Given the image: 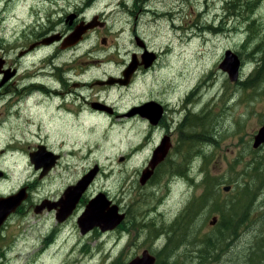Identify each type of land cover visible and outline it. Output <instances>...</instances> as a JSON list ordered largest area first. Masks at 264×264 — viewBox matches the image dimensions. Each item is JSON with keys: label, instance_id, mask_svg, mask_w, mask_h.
Returning a JSON list of instances; mask_svg holds the SVG:
<instances>
[{"label": "rangeland", "instance_id": "obj_1", "mask_svg": "<svg viewBox=\"0 0 264 264\" xmlns=\"http://www.w3.org/2000/svg\"><path fill=\"white\" fill-rule=\"evenodd\" d=\"M229 1L0 0V57L12 65L21 52L37 45L21 60L18 79L29 69L36 86L22 102L20 114L15 106L7 108L11 101H0V168L9 177L0 184V192L19 190L29 178L34 181L35 202L41 197L63 198L69 187L97 168L88 198L106 193L131 215L130 222L128 219L113 233L95 230L82 235L77 217L59 223L56 213L36 214V206L29 204L6 230L3 264H128L145 251L162 253L173 237L168 226L171 229L190 203L206 193L203 180L207 174L210 186L213 179L218 184L214 185V200L190 214L199 240L216 237V252L206 264H264V186L250 167L264 161V144L254 148L264 124V94L238 88L240 77L246 80L254 66L247 61V52L260 42L251 38L243 51L248 39L246 20L254 19L252 31L264 37V0L241 10L240 17L228 12ZM73 15L96 23L85 39L72 46L78 50L68 47L64 52L62 45L48 48L59 41L41 44L67 30ZM50 32L55 33L48 35ZM134 32L150 53L159 56L156 66L140 72L130 89L114 87L105 94L104 88H91L92 82L116 78L133 53L144 54ZM229 50L242 62L235 83L220 68ZM50 65L63 67L66 79L83 81L88 87L58 94L64 89L55 79L59 81L63 71L54 75ZM103 98L118 116L91 107L92 101ZM150 101L168 106L160 129H151L146 118L124 116L129 109ZM207 109L213 112L207 131L185 124L187 116ZM165 135L171 137L172 147L159 173L142 185L141 174ZM43 141L60 158L40 178V170L35 173L24 156ZM183 170L189 178L174 175ZM245 185L256 193L253 198H243ZM90 200L82 202L79 218ZM227 200L247 205L233 217L236 222L230 231L225 229L227 217L211 207ZM247 207L248 217L238 225ZM27 210H31L28 215ZM198 249L182 244L166 263L205 264L198 259ZM187 256L190 259L185 261ZM163 260L158 259V264Z\"/></svg>", "mask_w": 264, "mask_h": 264}, {"label": "water", "instance_id": "obj_2", "mask_svg": "<svg viewBox=\"0 0 264 264\" xmlns=\"http://www.w3.org/2000/svg\"><path fill=\"white\" fill-rule=\"evenodd\" d=\"M95 27L96 23L92 22L87 25L83 24L81 25V27L79 26L70 36L65 39L63 49L77 45L83 39V35L86 34L89 30L94 29ZM61 40L62 37L60 35H54L45 38L41 42V44L48 46ZM137 41L141 42L139 38L137 39ZM36 46L37 45H32L28 51H32ZM156 59L157 58L155 53H150L148 50H146V52L142 54L141 64L145 65V68L148 69L154 64V61H156ZM222 63L223 64H221L220 68L228 75V78L232 82H237L242 65L239 56L229 50L226 52V57L224 58ZM4 64L5 60L0 57V73L4 74L3 82H6L15 76V72L10 73L9 70L2 71ZM138 64L139 63L136 60V54H134L132 62L124 72L123 78H111L108 81H97L95 83V86H112L115 84L128 86L131 82L134 72L137 70ZM136 115H140L141 117L148 119L151 124L157 125L162 116V106L156 101L147 102L140 107H134L129 116ZM262 144H264V124L257 132V136L254 140V148L258 149ZM169 147L170 145L168 139H164L154 150L149 167L141 174L140 183L142 185H145L148 182V179L153 176L156 167L164 161ZM59 158V156L50 152L46 155L43 154L42 156L37 154L36 158L32 155V162L36 166L37 170L42 169L43 176L48 174L56 166ZM97 172L98 169L96 168L93 172L86 174L76 185L69 187V189L65 192L63 198H61L59 202L47 201L41 203L36 207L35 213L40 214L44 211L51 212L56 210V218L58 222L64 223L70 216L73 215L74 211L77 209L81 198L94 182ZM228 190L229 187H225L224 191L228 192ZM22 192L23 191L14 196L4 199V217H7L8 214L14 212L24 200L25 196H27L23 194L24 192ZM124 219L125 214L119 213V206L112 204V202L107 199L104 193H99L90 200V202L86 206L84 215L78 219L77 224L81 230L82 235H86L92 232L95 228H99L102 232L114 230L123 222ZM214 221H216V218H214ZM155 263L156 258L148 251H145L144 255L141 258H137L129 264Z\"/></svg>", "mask_w": 264, "mask_h": 264}, {"label": "flooded vegetation", "instance_id": "obj_3", "mask_svg": "<svg viewBox=\"0 0 264 264\" xmlns=\"http://www.w3.org/2000/svg\"><path fill=\"white\" fill-rule=\"evenodd\" d=\"M72 21H69V28L67 29V30H65L64 32H62V30H61V32H57L58 34L60 33V35L62 36V40L61 41H59V42H57L56 44H53V45H51V46H48V48H50L51 50H55L57 47H58V45H62V48H61V50L62 51H64L65 52V50L67 49V48H65V49H63V44H64V42H65V39L68 37V36H70L79 26L81 27V25H83V24H89V23H91V21H85V19L84 18H82L81 16H80V18H79V16L78 15H73L72 17ZM68 21H65V22H63V23H67ZM102 24H104L103 22H101ZM93 30V29H92ZM88 32H90V31H88ZM87 32V33H88ZM55 32H50L48 35H51V34H54ZM86 33V34H87ZM135 33V40H136V43H137V45L143 50V52H146V50H148V48H147V46L145 45V43L140 39V41L141 42H138L137 41V39H138V37H137V34H136V32H134ZM86 34H84L83 35V39H85L86 38ZM47 35V36H48ZM82 39V40H83ZM38 49V48H37ZM69 49H73L72 51H74V50H78L79 49V47L77 46V47H71V48H69ZM34 50V49H33ZM32 50V51H33ZM36 50V49H35ZM34 50V51H35ZM68 50V49H67ZM32 51H23V52H21L20 53V55H19V58H18V61L16 62V63H14V64H12V65H8V63H7V60L5 59V58H3L4 60H5V64H4V66H3V68H2V71H6V70H9V72L10 73H12V72H15V76L12 78V79H10L9 81H6V82H3V79H4V74H1L0 73V80H2L1 81V83H0V101L1 102H9V101H11L8 105H7V108L8 109H12L14 106V108L15 109H18L19 111H17V113H19L20 114V112H21V104H22V102L23 101H26V100H28L29 98H30V96H31V94H32V89L36 86L35 85V76L34 77H31L30 75H29V73H28V71H29V69L28 70H26L25 71V73L23 74V79H18L20 76H21V66H22V63H21V60H23V59H26L31 53L30 52H32ZM22 54V55H21ZM134 54V53H133ZM132 54V58L130 59V60H128L127 62L125 61V65L122 67V70H121V73H119V75H116V76H114V77H116V79H119V78H123L124 77V72L126 71V69H127V67L130 65V63L132 62V60H133V55ZM139 55V57H138V55ZM136 54V60H137V62L139 63L138 64V67H137V70L134 72V74H133V76H132V79H131V82H130V84L128 85V86H125V87H121V86H119V85H117V84H115V86H108V85H103V86H97V87H100V88H104L105 90V94H109L110 93V91L114 88V87H119V88H121V89H130L132 86H133V84H134V80L136 79V77H137V75L140 73V72H142V71H144V72H147V71H150V70H152L155 66H156V64L158 63V59L159 58H157V60H156V62H155V64L154 65H152L151 66V68H145V65H143V64H141V62H142V54H141V52L140 53H137ZM156 56H157V54H156ZM157 57H159V56H157ZM2 58V57H1ZM50 67H52L53 69H51V72H52V74H56L57 72H60V71H63V73H62V75L60 74V78H59V81L58 80H56L55 79V82H60L61 83V85H62V87H63V89H64V91H62V89H60V91H61V93H58V94H60V95H62V96H64V94L66 95V94H72V93H74V92H76V91H78V90H82V89H84V88H86V87H88V85H87V83H84L83 81H77V80H73V79H66L65 77H64V71L65 70H63V67H61V66H56V65H50ZM59 68H61V69H59ZM53 75V76H54ZM32 79V80H31ZM97 81H99V80H97ZM97 81H95V83L97 82ZM106 81V80H105ZM95 83L94 82H92L91 83V85H90V87L91 88H94V86H95ZM60 86V85H59ZM114 91V90H113ZM8 95H10V96H8ZM1 96H6L4 99L1 97ZM78 97V96H77ZM107 102H106V99L105 98H103V99H99V100H97V101H92L91 103H90V105H91V107L94 109V110H98V111H102V112H107L108 114H110V115H115V116H118V112L117 111H113V109L112 108H109L108 106H107V104H106ZM161 106H162V116H161V118H160V120H159V124H157V125H153V124H151L150 123V121H149V127L151 128V129H160L161 127H162V124H161V122L162 121H164L165 119H166V117L168 116V106L167 105H165L164 103H159ZM136 107H140V106H136ZM132 109L133 108H131V109H129L125 114H124V116L125 117H128V118H137V117H141L140 115H136V116H129L130 115V113H131V111H132ZM16 113V114H17ZM77 116H78V114H77ZM141 118H143V117H141ZM77 119V118H76ZM187 119V117L185 118V120ZM184 120V121H185ZM151 124V125H150ZM169 125L167 124V125H165L164 127H168ZM164 139H168V141H169V145L172 147V139H171V137L169 136V135H165L163 138H162V140H164ZM162 142V141H161ZM160 142V143H161ZM12 145H13V143H10L9 145H8V148L9 149H11L12 148ZM13 150V149H12ZM13 151H18V150H13ZM49 151H51L50 150V148L48 147V145L47 144H45L44 143V141L42 142V143H38V145H37V149L35 148V149H33V150H29L26 154H25V156H24V159H25V162H28L29 164H30V167H32L33 168V170L35 169V173L38 171L37 169H36V166L34 165V163L32 162V155H33V157L35 156V158H36V155L37 154H39V155H43V154H48V153H50ZM52 153V152H51ZM2 155H3V153H1ZM58 163V162H57ZM164 164V161L162 162V163H160L157 167H156V169H155V171H154V174H153V176L156 174V172H157V170H158V168L161 166V165H163ZM40 178H42V177H44L45 175H43L42 176V173H43V171H42V169L40 170ZM152 176V177H153ZM9 177L7 176V174L5 173V171L3 170V169H1L0 168V184L1 183H3L5 180H7ZM29 178L27 179V183H25V185H23V187H21L19 190H12L11 192H9L8 194H4V193H1L0 192V263L1 264H3L4 263V261H5V258H6V251H5V248H4V243H5V239H6V234H7V232H6V230H7V228H8V226H9V224H10V222L16 217V216H18V215H20L22 212H23V210L24 209H26L27 208V206L29 205V204H33V208L36 206H38L39 204H41V203H43V202H47V201H51V202H59L60 201V199H61V196H58L57 198H46V197H41V198H39L36 202L33 200V194H32V188H33V186H34V181H30L29 182ZM96 181V180H95ZM94 181V182H95ZM94 182L92 183V185L90 186V189H91V187L93 186V184H94ZM20 187V186H19ZM89 189V190H90ZM88 190V191H89ZM21 191H23L22 193L23 194H25V195H27V196H25V198H24V200L21 202V204L18 206V208L14 211V212H12V213H10V214H8V216L7 217H4L5 216V214H4V206H3V201H4V199H6V198H9V197H11V196H14V195H16V194H18V193H20ZM88 191L83 195V197L81 198V201L79 202V204H78V206H77V209L74 211V213H73V215L72 216H70L66 221H68L70 218H74V217H77V219H79V216L81 215V212H82V202L83 201H85V200H87L88 199V201L91 199V198H93V196H91L90 198H88V196H87V194H88ZM99 193H102V192H99ZM98 194V193H97ZM105 195H106V197H107V199L108 200H110L111 202H112V204H115V205H117V206H119V213H122V214H125V219L123 220V222L118 226V227H116L114 230L115 231H117V230H119L120 229V227L122 226L123 227V224H125V222L129 219V222H130V219H131V215H130V213L126 210V211H123L121 208H120V204L119 203H116L114 200H112L110 197H109V195H107L106 193H104ZM32 206V205H31ZM83 206H84V204H83ZM36 207H35V209H36ZM27 213V215L31 212V210H27L26 211ZM47 212V211H46ZM52 212H54V213H56L57 211L56 210H54V211H51V212H48V213H52ZM24 213V212H23ZM55 218H56V214H55ZM57 219V218H56ZM58 221V220H57ZM65 221V222H66ZM79 227V226H78ZM80 229V228H79ZM95 230H99L101 233H107V232H115L114 230H111V231H107V232H102L99 228H95L93 231H95ZM81 231V230H80ZM140 232H142V233H144V228H142L141 230H140ZM82 234V233H81ZM121 236H123V235H121ZM156 240V239H155ZM156 242V241H155ZM48 245V244H47ZM155 250L156 249H154V252L152 251V254L151 255H153L155 258H156V263L155 264H158V252H156L155 253ZM136 258H139L138 256H136L134 259H132L130 262H132L133 260H135ZM129 262V263H130ZM128 263V264H129Z\"/></svg>", "mask_w": 264, "mask_h": 264}, {"label": "trees", "instance_id": "obj_4", "mask_svg": "<svg viewBox=\"0 0 264 264\" xmlns=\"http://www.w3.org/2000/svg\"><path fill=\"white\" fill-rule=\"evenodd\" d=\"M258 0H230L227 3L228 7V12L229 13H234L238 17V15L241 10H246L247 8L251 9V5L254 4V2H257ZM248 21V26L246 29V33L248 39L246 38L244 41V44L242 46L243 51L247 49V46L250 44L251 38H257L260 40L258 42L257 46L254 47L252 51H248L246 58L248 62H251L254 64L253 69L251 70V73L249 77L246 80H240L238 82V88H240L243 91H249L253 90L255 93H258V95L264 94V37H261L259 33L256 31L253 32L252 28L255 25V21L249 20ZM241 56V54H239ZM240 58V57H239ZM213 117V112L211 113L208 109L204 111L202 114L198 115H193V116H187V119L185 120V124L188 123L189 125L192 126V128H203L204 131L206 130V127L209 125V123H212L211 118ZM184 124V125H185ZM199 154V153H198ZM252 171L256 173V178L260 182L261 187L264 186V161L262 160L260 163H254L252 166ZM161 166L158 168L156 176L160 169ZM184 171V170H183ZM178 174H174L179 177H184V178H189L186 171ZM210 175L207 174L203 182L206 184V193H203V195L200 197L198 201L194 200L190 203L189 207L184 210L182 215L179 217L178 220H176L173 225H171V229H169V226L167 230H169L172 234L173 237L169 238L168 244L163 248L162 253H160V250L158 252V259H164L163 264H182L178 260L174 262H169L166 263V260L171 256L172 252L176 249H178L182 244L188 243L189 245H192L194 247H199L198 249V259H202L203 263H207V260L210 256L215 253V240L216 237L209 236L203 240H199L197 237L198 231L196 233H193L192 225L194 224L195 220L192 218L193 216L190 215L191 212L194 210H199L202 211L203 207H206L209 202L214 200V195H215V184H217L214 179H213V186H210L208 183ZM218 185V184H217ZM241 191L243 194L244 199L248 198H253L256 193H254L252 187L249 185H245L244 187L241 188ZM240 191V192H241ZM257 198V197H256ZM243 200V199H242ZM252 199L249 201L251 202ZM208 203V204H206ZM247 206L245 202H236L234 203L232 200H227L225 201L224 205L218 206L217 204H212L211 207L215 211H221L223 218L227 217L226 223H225V229H229L228 231L231 230V227L234 225L236 222L233 217L237 215V212H240ZM246 211L241 215L238 221V225L240 223H243L245 219L248 217V213ZM192 216V217H191ZM264 240V239H263ZM190 256L186 257V260H189Z\"/></svg>", "mask_w": 264, "mask_h": 264}]
</instances>
